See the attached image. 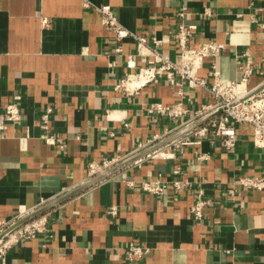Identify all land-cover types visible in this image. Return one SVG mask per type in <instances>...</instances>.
<instances>
[{
  "label": "crops",
  "instance_id": "0c3cea01",
  "mask_svg": "<svg viewBox=\"0 0 264 264\" xmlns=\"http://www.w3.org/2000/svg\"><path fill=\"white\" fill-rule=\"evenodd\" d=\"M105 5L151 44L154 35L163 38V52L176 62L177 12L186 7L185 22L196 25L190 45L227 44L216 57L225 83L243 80L240 63L248 56L254 71L247 88L264 83V0H0V114L10 103L21 110L18 120L0 128V219L13 226L59 201L18 226L44 220L42 230L21 237L0 264H264V190L236 185L230 192L237 176L264 168V149L255 145L249 123L236 125L232 150L221 135L177 144L195 127L78 190L96 177L88 176L89 162H124L193 123L191 114L182 123L151 113L152 102L183 100L193 111L215 101L188 83L182 99L179 77L166 75L133 94L117 90L145 61L135 55L136 67L129 66L136 39L118 40L105 28L98 9ZM212 63L208 57L199 69L209 81ZM202 152L209 157L199 158ZM158 178L169 182L164 193L143 188V181ZM199 193L209 201L202 218L192 211ZM131 243L149 251L130 257Z\"/></svg>",
  "mask_w": 264,
  "mask_h": 264
},
{
  "label": "built area",
  "instance_id": "2783aa9c",
  "mask_svg": "<svg viewBox=\"0 0 264 264\" xmlns=\"http://www.w3.org/2000/svg\"><path fill=\"white\" fill-rule=\"evenodd\" d=\"M98 9L102 13V21L105 28L111 30L116 39L123 40L129 36L136 39L137 52L129 56V66L136 67V62L134 61L135 55H141L145 61V64L138 66L136 70L126 73L121 81L116 84L115 88L117 90L133 94L148 83L158 82L164 75L170 80H175L176 77H179L176 83L180 86L179 94L182 99L186 94L183 85L188 83L193 88L200 87L207 89L214 95L215 101L204 103L193 111L184 105L183 100L171 104L154 101L148 107L151 113L167 114L173 120H181L182 123H185L183 119L187 114L193 116L192 121L194 122L216 110L225 108L218 116L187 133L177 144H200L204 136L221 135L223 136L224 146L232 150L235 148L238 140L236 125L238 123H249L253 126L255 145L264 149V87L245 97L255 89H248L246 85L254 71L250 56H248L245 62L240 63L243 80L239 82L233 81L228 84L221 78L216 62V57L226 49L227 44L217 40H209L202 42L198 46L190 45L189 39L193 35L196 25L185 22L186 15L189 13L186 7L177 12L178 26L176 36L181 49L180 62L174 61L168 54L163 52V38L154 35L151 38V44L147 36L131 32L119 24L109 5L100 6ZM204 12L210 13L208 8ZM208 57L213 58L212 69L209 73L211 77L210 81L199 74V69L204 66L205 60ZM239 85L242 86L239 88ZM50 112L51 109H48L43 114L44 127L48 126ZM20 116V107L16 103L8 104L5 112L0 114V128L6 126V121L18 120ZM47 141L56 143L57 138L48 136ZM198 157L206 159L209 156L202 152ZM118 163L119 158L117 157H106L101 161H91L87 166L88 176L94 177L102 174ZM178 171L179 169L176 170V172ZM168 183L167 180L158 178L154 181H143L142 185L147 191L164 193L167 190ZM174 184L179 187L180 181L176 180ZM236 185L242 186L247 190H264V168L260 174H241L237 176L230 192L234 193L236 191ZM208 202L201 193L198 194V199L192 206V211L197 218L203 217V208ZM110 212L115 214L117 212L116 208H111ZM12 223L9 219H0V258L2 259L5 258L8 250L21 237L34 236L37 231H41L44 220L39 218L4 235L6 230L12 226ZM148 251L147 247L145 248L134 243H131L128 249L130 257L142 255Z\"/></svg>",
  "mask_w": 264,
  "mask_h": 264
},
{
  "label": "water",
  "instance_id": "95a60500",
  "mask_svg": "<svg viewBox=\"0 0 264 264\" xmlns=\"http://www.w3.org/2000/svg\"><path fill=\"white\" fill-rule=\"evenodd\" d=\"M264 87V83L261 84L260 86H258L257 88H255L254 90H252L249 94H247L245 97L251 95L252 93H254L255 91L261 89ZM243 97V98H245ZM225 110V108H221L219 110H216L210 114H208L205 117H202L196 121H194L193 123H191L190 125L186 126L185 128H183L182 130H180L178 133L165 138L164 140L150 146L149 148H147L145 151L141 152L138 156H134L132 158H129L128 160H125L124 162H121L115 166H113L112 168L108 169L107 171L103 172L102 174L97 175L96 177H94L93 179H91L90 181H88L87 183H85L83 186H81L78 190H81L83 188H87L91 185H93L94 183L99 182L100 180H103L104 178L110 176L111 174L115 173L116 171L120 170L121 168H123L124 166L132 163L133 161L147 155L148 153L160 148L161 146L165 145L166 143L170 142L171 140H173L174 138L184 134L185 132H188L189 130L207 122L208 120L212 119L213 117H215L216 115L222 113ZM59 201L48 204L38 210H36L35 212H32L31 214H28L27 216H25L24 218H22L21 220H19L18 222H16V224H14L11 228H9L4 235H6L8 232H11L12 230H14L15 228H17L18 226H20L21 224L27 222L28 220L42 214L43 212H45L46 210H48L49 208H51L52 206H54L55 204H57Z\"/></svg>",
  "mask_w": 264,
  "mask_h": 264
},
{
  "label": "bare ground",
  "instance_id": "6f19581e",
  "mask_svg": "<svg viewBox=\"0 0 264 264\" xmlns=\"http://www.w3.org/2000/svg\"><path fill=\"white\" fill-rule=\"evenodd\" d=\"M242 85H239V88L241 87Z\"/></svg>",
  "mask_w": 264,
  "mask_h": 264
}]
</instances>
